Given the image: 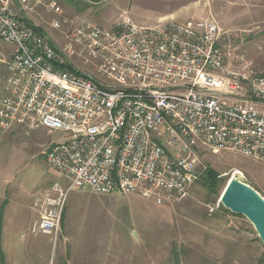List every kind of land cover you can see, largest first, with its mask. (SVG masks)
I'll return each instance as SVG.
<instances>
[{"label":"built area","instance_id":"obj_1","mask_svg":"<svg viewBox=\"0 0 264 264\" xmlns=\"http://www.w3.org/2000/svg\"><path fill=\"white\" fill-rule=\"evenodd\" d=\"M30 3L0 0V41L12 47L0 84V132L58 134L44 161L63 180L32 203V235L56 242L71 190L134 194L157 205L185 199L201 176V149L264 163V76L234 68L214 18L82 21L55 47L17 17L16 6ZM47 11L62 14L52 2ZM50 26L61 29L57 20Z\"/></svg>","mask_w":264,"mask_h":264},{"label":"rangeland","instance_id":"obj_2","mask_svg":"<svg viewBox=\"0 0 264 264\" xmlns=\"http://www.w3.org/2000/svg\"><path fill=\"white\" fill-rule=\"evenodd\" d=\"M51 2L61 15L47 11ZM15 13L39 28L55 47H61L68 31L82 21L111 26L129 17L150 26L212 17L224 33L234 68L264 76V0H31L30 9L16 6ZM169 14L172 17L159 18ZM52 20L60 22V30L51 28ZM11 50L0 41V84ZM57 140L58 134L45 129L0 132V190L6 191L11 209L19 212L15 240L27 245L26 257L21 249L16 251V264H68L73 253L94 260L112 254L129 264H264V246L246 218L221 205L213 214L207 210L219 203L235 171L264 199V163L231 151H198L200 179L181 201L157 205L134 194L71 190L55 245L47 235H30L35 220L30 206L51 184L63 182L44 161L47 146ZM5 201L0 206H6Z\"/></svg>","mask_w":264,"mask_h":264},{"label":"crops","instance_id":"obj_3","mask_svg":"<svg viewBox=\"0 0 264 264\" xmlns=\"http://www.w3.org/2000/svg\"><path fill=\"white\" fill-rule=\"evenodd\" d=\"M172 17V14L169 15H161L159 18H170ZM21 127H16L14 128L11 132H14L16 130H19ZM24 128V127H22ZM27 129V128H25ZM37 130V129H36ZM34 131V130H33ZM48 147V146H47ZM3 192V195H2ZM6 191L0 190V201H5L6 200ZM8 201H5V203ZM31 209V206H30ZM33 212V211H31ZM0 246H1V251L4 257V264H16L15 259H16V251L18 249H21V255L23 257H26V249L27 245L19 246L15 240V227L16 224L19 221L20 216L18 215L19 212L11 209V206H9V202L7 203L6 206H0ZM35 215L36 219V214L33 212ZM35 221V220H34ZM62 229V225H61ZM30 235H32L30 233ZM61 235V230L59 233V236ZM50 239V242L52 244V247L55 245V242L52 241V238L48 236ZM22 240L26 238V235L22 234L21 235ZM81 254L73 253L71 256H69L68 259V264H129L128 262H123L120 258H114L112 254H107L106 257H103L102 255L98 256L95 258H88L85 257H79ZM90 259V260H89Z\"/></svg>","mask_w":264,"mask_h":264},{"label":"water","instance_id":"obj_4","mask_svg":"<svg viewBox=\"0 0 264 264\" xmlns=\"http://www.w3.org/2000/svg\"><path fill=\"white\" fill-rule=\"evenodd\" d=\"M98 3L99 0H85ZM235 215L243 216L254 227L264 246V199L242 182L240 173L234 172L226 183L219 199V206Z\"/></svg>","mask_w":264,"mask_h":264},{"label":"trees","instance_id":"obj_5","mask_svg":"<svg viewBox=\"0 0 264 264\" xmlns=\"http://www.w3.org/2000/svg\"><path fill=\"white\" fill-rule=\"evenodd\" d=\"M35 30L40 32L41 34L43 33L39 28H35ZM0 217H1V214H0ZM0 231H1V228H0ZM0 264H4V257H3L2 251H1V246H0Z\"/></svg>","mask_w":264,"mask_h":264},{"label":"bare ground","instance_id":"obj_6","mask_svg":"<svg viewBox=\"0 0 264 264\" xmlns=\"http://www.w3.org/2000/svg\"><path fill=\"white\" fill-rule=\"evenodd\" d=\"M236 173H239V172H236Z\"/></svg>","mask_w":264,"mask_h":264}]
</instances>
